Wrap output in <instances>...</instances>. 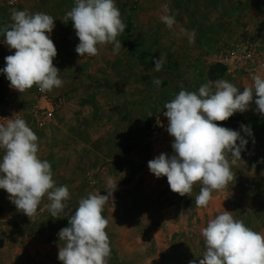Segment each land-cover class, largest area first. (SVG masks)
I'll return each instance as SVG.
<instances>
[{
    "label": "rangeland",
    "instance_id": "374dc122",
    "mask_svg": "<svg viewBox=\"0 0 264 264\" xmlns=\"http://www.w3.org/2000/svg\"><path fill=\"white\" fill-rule=\"evenodd\" d=\"M9 1L0 0V4ZM116 1L122 5L127 26L121 35L125 50L118 60L107 51L86 56L84 80L81 70L79 78L83 87L78 93L77 86H72V96L67 92L55 97L60 111L52 121L44 122L37 114L40 96L22 119L37 135L38 156L51 164L56 186L69 188L67 203L73 214L82 198L89 193L108 195L107 180L117 181L109 207L102 213L108 220V264H199L206 250L200 229L224 210L253 231L264 233V149L256 146L264 144V115L257 113L255 97L248 111L216 122L240 132L248 148L231 169L236 178L212 193L207 208H195L199 183L191 196L181 197L171 191L167 177L157 179L150 172L148 162L161 153L174 154V138L166 130L163 111L180 91H198L217 80H227L242 91L251 84L253 74L264 77V0ZM164 5L167 13L187 11L199 19L196 33L204 37L199 47L183 52L163 46ZM169 31L181 33L177 22ZM242 49L252 56V68L233 57L234 51ZM161 55L165 62L156 71L155 60ZM72 73L75 76L77 70ZM155 79L161 81L159 86ZM2 90L0 86V123H6L4 119L15 114L7 110ZM241 125L252 135L243 132ZM3 155L0 149V160ZM47 203L45 196L30 218L0 189V264H61L58 233L69 226L68 218L63 213L52 218L44 207Z\"/></svg>",
    "mask_w": 264,
    "mask_h": 264
},
{
    "label": "clouds",
    "instance_id": "9594fccd",
    "mask_svg": "<svg viewBox=\"0 0 264 264\" xmlns=\"http://www.w3.org/2000/svg\"><path fill=\"white\" fill-rule=\"evenodd\" d=\"M169 11L164 5V12ZM55 19L46 13L11 10V23L0 28L3 42L14 54L5 58L6 67L0 69L10 82V87L21 94L34 86L41 93L63 86L60 71L54 66L57 48L50 34ZM72 22L80 43L78 55L95 57L100 49L113 45L118 54L121 42L118 36L127 26L121 19L115 0H75V6L64 16L63 22ZM161 21L172 29L175 17L162 15ZM189 43L195 42V32L185 31ZM165 62L161 55L155 60V70L160 71ZM251 84L238 89L227 80L209 81L198 91H180L164 105L167 132L174 138L169 156L161 153L148 162L150 172L157 178L167 177L173 193L191 196L193 186L201 185L194 204L197 210L207 208L212 193L219 191L236 178L232 167L238 165L241 152L248 141L240 132L219 126L216 122L229 120L237 112L249 110L255 97L256 111L264 115V77L251 76ZM157 86L161 81H153ZM0 123V189L9 194L16 208L30 218L46 196L44 207L52 218L62 213L69 226L58 233L60 245L58 259L61 264H108V220L102 214L113 197L117 181L107 180L108 195L89 193L79 201L74 214L69 210V188L56 186L51 164L38 156V137L26 121L16 114ZM159 123V117H157ZM162 127L163 124H160ZM241 129L251 136L244 125ZM239 142V143H238ZM255 172L253 165L252 173ZM67 210V211H66ZM205 251L199 264H264V233L256 232L236 220L227 210L207 221L200 229ZM190 264H196L195 261Z\"/></svg>",
    "mask_w": 264,
    "mask_h": 264
},
{
    "label": "crops",
    "instance_id": "0c3cea01",
    "mask_svg": "<svg viewBox=\"0 0 264 264\" xmlns=\"http://www.w3.org/2000/svg\"><path fill=\"white\" fill-rule=\"evenodd\" d=\"M116 6L119 8L121 13V19L123 21V9L120 2H115ZM75 6V0H17L15 5H10L9 3H1L0 4V28L11 23V10H25L27 9L30 13L35 12H43L51 15L56 21L53 32L50 34V39L53 40L56 48H57V56L53 60V64L60 71V78L64 81L63 86L58 89L52 90L50 93L56 97L62 93H69V96H72L71 87L74 86L78 88L77 92H80L81 87L84 85V70L82 68L83 62L86 61V57L81 58L76 52V47L80 43L78 37L76 36L75 29L72 25V22H63L64 16L68 11ZM167 15H172L175 17V21L177 22V29H181V33L171 32L169 28L164 24L165 30H167L161 37L162 44L166 48L168 47H177L182 48L183 52H191L196 47H199L200 39L204 40V37H199V33H196L197 29H199V19L197 17L191 16L187 13V11H182L179 14L166 13ZM126 16V15H125ZM123 23H125L123 21ZM199 24V25H198ZM195 32V42L189 43L188 37L183 33L185 31ZM122 35V34H121ZM121 35L117 37V39L121 42V48L118 54L123 52L124 44L121 40ZM126 36H132V33H127ZM206 37V36H205ZM4 36L0 34V69L6 67L5 58L9 55L14 54V50H10L8 46L3 42ZM212 47V45H208V48ZM113 45L109 44L107 47L100 49L99 52L107 51L112 52ZM210 49V48H209ZM125 50V49H124ZM118 54H116L118 60ZM127 62V61H126ZM75 65V67H73ZM126 69L128 66V62L125 63ZM131 64L129 69L131 68ZM72 69L77 70V81L74 80L75 76L72 73ZM65 70V71H64ZM80 70L82 81H80ZM0 86L3 88V95L6 98L8 111H14V114L18 115V117L22 118L24 115L31 111L33 107V99H37L40 95L38 93V88H36L35 94L32 93V89L25 91L24 93H20L17 90H14L10 87V82L7 77L0 72ZM40 98V97H39ZM56 99V98H55ZM41 101V100H40ZM42 103V101L40 102ZM60 110L57 111V114ZM256 146L261 149H264L263 143H257ZM247 145L245 149H247Z\"/></svg>",
    "mask_w": 264,
    "mask_h": 264
},
{
    "label": "built area",
    "instance_id": "2783aa9c",
    "mask_svg": "<svg viewBox=\"0 0 264 264\" xmlns=\"http://www.w3.org/2000/svg\"><path fill=\"white\" fill-rule=\"evenodd\" d=\"M10 5H15V3L17 2V0H10L9 1ZM249 51L247 49H242L239 51H234L232 53L233 57H236L239 59V61H244L247 65V67H251L253 66V60H252V56H249ZM232 57V56H231ZM261 66H264L261 64ZM38 93L40 95V100L42 101V105L41 107L38 109V113L36 111V113L40 116L41 120L44 122H50L54 119V117L57 114L58 111V104L57 101L55 99V97L50 93V92H45V93H41L38 90Z\"/></svg>",
    "mask_w": 264,
    "mask_h": 264
}]
</instances>
